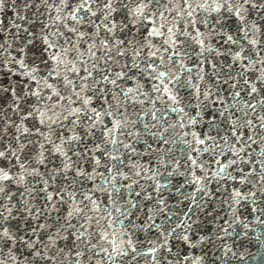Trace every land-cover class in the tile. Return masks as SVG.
Masks as SVG:
<instances>
[{"label": "snow or ice", "instance_id": "obj_1", "mask_svg": "<svg viewBox=\"0 0 264 264\" xmlns=\"http://www.w3.org/2000/svg\"><path fill=\"white\" fill-rule=\"evenodd\" d=\"M0 264H264V0H0Z\"/></svg>", "mask_w": 264, "mask_h": 264}]
</instances>
